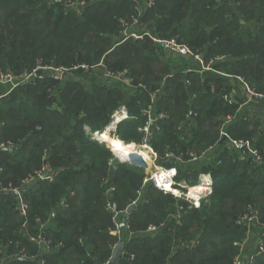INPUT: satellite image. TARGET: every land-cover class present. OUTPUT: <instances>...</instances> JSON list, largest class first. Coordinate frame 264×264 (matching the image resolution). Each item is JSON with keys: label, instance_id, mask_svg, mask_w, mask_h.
Segmentation results:
<instances>
[{"label": "trees", "instance_id": "obj_1", "mask_svg": "<svg viewBox=\"0 0 264 264\" xmlns=\"http://www.w3.org/2000/svg\"><path fill=\"white\" fill-rule=\"evenodd\" d=\"M68 1L84 3L80 15ZM148 1L0 0V68L33 77L12 90L0 85V264L19 251L28 259L5 264H107L120 239L119 264H234L235 243L247 236L238 220L255 211L264 225V114L249 118L226 100L233 86L221 74L244 77L264 94V0H154L150 8ZM147 33L187 46L211 70L177 69L191 59L168 56ZM40 61L73 75L39 79ZM94 67L115 77H99ZM121 108L128 117L112 137L150 146L158 165L178 170L176 183L196 187L199 174L211 175L213 191L199 208L159 190L144 169L121 163L88 133L104 134ZM223 128L249 148L220 144ZM212 152L199 170L179 164ZM43 171L52 179L40 180ZM15 189L25 216L8 191ZM137 202L117 237L122 214L109 205L124 213ZM40 231L48 251L29 240ZM253 264H264V254Z\"/></svg>", "mask_w": 264, "mask_h": 264}, {"label": "rangeland", "instance_id": "obj_2", "mask_svg": "<svg viewBox=\"0 0 264 264\" xmlns=\"http://www.w3.org/2000/svg\"><path fill=\"white\" fill-rule=\"evenodd\" d=\"M80 2H73V3H71V4H66L67 5V9H76L77 10V12H78V15H80V9H81V6L82 5H84V3H80ZM74 7V8H73ZM136 20L138 21V17H137V19H135L134 20V22H136ZM138 23V22H137ZM144 29H146V28H144ZM129 30H127V33L129 34ZM129 36L131 37V38H133V39H136L138 36H140L138 33L137 34H135V33H131V34H129ZM133 36H136V38H134ZM137 40V39H136ZM190 49V48H189ZM191 52H193V50H191ZM194 53V52H193ZM173 53L172 52H169L168 53V56H170V57H174V55H172ZM196 56H199L198 58L202 61L203 60V57L201 56V55H199V54H196ZM189 59H191V60H189V62H190V64H188V65H185V63H183V62H179L177 65H176V67H177V69H180L181 71H183V72H190V71H192V70H197V71H200V72H202V71H210L211 70V66H207L206 64H204L203 63V61H202V63H201V61L200 60H198L196 57H194V56H192V57H189ZM219 61H221V59L219 60ZM42 63V61H40L39 62V65L38 66H40V65H42L41 64ZM43 66V65H42ZM51 66H53V70H54V72H55V74H57L58 76H63V75H66V74H68V75H73V74H71V70H72V68H64V67H56L55 65H48V66H44V67H51ZM77 68H79V67H75V68H73V70H76ZM86 69V70H89L90 69V67L89 66H87V65H84L83 66V69ZM95 68V67H94ZM95 71H94V74L96 75H98L99 77H104V79H109V78H112V77H115L113 74H111V73H105V75H101V73H100V68H95L94 69ZM1 73H4V74H11L12 75V78H13V80H12V82H4V81H1V80H3V78H1ZM222 74V76L225 78V79H227V80H231L230 81V84H232V86H233V92L231 93V95H229V97L228 96H225V99L226 100H231V102H236V103H239L240 104V110L241 111H245L247 114H249L248 115V117L249 118H253L255 115V112L258 110L259 112L261 111L263 114H264V94H259V93H257L256 92V90L255 89H253L251 86H250V84H249V82L248 81H246V79L244 78V77H234L233 75H230V74H226V73H221ZM32 74L30 73V74H28L27 72H24L22 75H15L13 72H11V71H3L1 68H0V85L1 86H7L10 90H12L13 88H15V87H17V86H19V85H24V84H28L31 80H32ZM78 78V77H77ZM123 83H126V84H130V81L129 80H126V81H122ZM249 86V87H248ZM256 93L257 94V96L256 95H253V93ZM0 93H4V90H2V89H0ZM123 112V113H122ZM121 115H123V118L124 117H128V115H127V111L124 109V108H121L120 110H119V112L115 115V117H114V120H113V123H111L110 124V126L109 127H111V128H109V127H107L106 129L107 130H109V135H110V133L111 132H115L117 129H116V127H117V125H118V122L116 121L117 119L116 118H118V116H120L121 117ZM126 117V118H127ZM231 117V118H230ZM230 117H228V120L226 121V124H228V123H230V121H232V119H233V117L232 116H230ZM123 118H121V121H119V123L120 122H122V120H123ZM126 118H124V119H126ZM262 118V121L264 122V115L261 117ZM150 119H152V117L150 116ZM114 121H116V122H114ZM113 125H114V127H113ZM109 128V129H108ZM86 130L88 131V133L90 134V135H93L92 133H91V131L89 130V128L88 127H86ZM223 134H225L226 135V133L224 132V128L222 129V132H221V135H223ZM149 135H151V132H149ZM111 136V135H110ZM227 136V135H226ZM221 138H222V136H221ZM93 139H96V140H100V138L97 136V137H95V136H93ZM221 140V139H220ZM230 141H236L237 143H240V142H242L241 140H232L231 138L229 139L228 138V136L226 137V140L223 142V143H225V142H227V144H229V142ZM102 143V142H101ZM246 143H248L249 144V142H246ZM110 147V146H109ZM135 148H137V150L138 151H140V150H142L143 152H145L146 153V155H147V162H148V164H150L151 165V169H149V170H145L146 171V174L149 176V180H151L152 182H154L155 183V185H156V187H157V184H156V182L155 181H153V177H154V175H156V174H158L159 173V171H161V170H163V169H165V168H163L162 166H160V165H158L157 164V161H156V155H154V151H153V149L150 147V146H147V145H141L140 147H138V146H134ZM149 147V148H148ZM233 148H235L238 152H241L242 151V147H240V146H235V147H233ZM215 151V150H214ZM250 151H252V156L256 159L257 158V155H256V153L252 150V148L250 147ZM114 153V152H113ZM170 155H173V154H170ZM114 156H115V158L117 157V155L114 153ZM174 156V155H173ZM214 156H215V153H209L208 155H203L202 157H198L196 154H194V153H192L191 154V157L193 158V161H190V162H187V163H183V162H179L180 161V158H178L177 159V161L179 162V164H180V166H182L183 168V171H186L187 170V168H189L190 166L191 167H194V169H197V170H199L200 168H202L203 167V165H209V164H211V162L213 161V158H214ZM244 158V157H243ZM117 159V158H116ZM118 160V159H117ZM259 160V159H258ZM257 160V161H258ZM119 161V160H118ZM176 161V162H177ZM166 170V169H165ZM158 172V173H157ZM177 172H178V170H177ZM209 177H211V175H209V174H199L198 175V185L199 184H203V185H206V183L203 181V180H205V179H208ZM204 182V183H203ZM179 185H178V187L177 188H172L174 191L176 190V191H179L178 193H176V191L173 193V192H165V193H170V194H172L173 195V197L176 199V200H182V201H184V202H186V203H188V206H189V209H192V208H199L200 206H201V203L203 202V201H205L206 200V198L212 193V192H206V191H203V192H199V193H196L195 194V196L197 197V195H199L200 197L199 198H196L195 199V197H194V195H192V193H191V188H196V187H192V186H190L186 181H180V182H177ZM176 183V184H177ZM188 186V187H187ZM176 187V186H175ZM184 187H186V188H184ZM158 188V187H157ZM213 190V189H212ZM201 193V194H200ZM200 200V201H199ZM183 209V206H180L179 207V209H178V211H181ZM123 214V213H122ZM247 214H249V213H246L245 215H247ZM247 216H249L250 217V219H251V216L250 215H247ZM259 216V215H258ZM120 217V216H119ZM179 217V214H178V216L177 215H175V218H178ZM121 222H122V219L120 220V219H116V230L114 231V234L117 236V237H121L122 236V233H121V230H120V226H121ZM262 226H264L263 225V223H262V221H261V216H259V220H258V223L256 224V227H255V232H256V234H254V233H251V240H250V242H249V244H247L246 246H248L249 248L247 249V254H251V251H252V249H254V247H256L257 246V243H259V241H262L263 243H264V240H263V238H262V236H261V234H259V232H260V228L262 227ZM254 229V228H253ZM122 238V237H121ZM121 242H124V241H122L121 239H120V242H118L116 245H115V247H114V249L116 248V246L119 244V243H121ZM242 244H243V242H236L235 243V245L238 247V248H240V250L239 251H241V249H245V247L243 248V246H242ZM38 259H40L39 257H38ZM6 263V259L5 258H3V261H2V263L1 264H5Z\"/></svg>", "mask_w": 264, "mask_h": 264}, {"label": "built area", "instance_id": "obj_3", "mask_svg": "<svg viewBox=\"0 0 264 264\" xmlns=\"http://www.w3.org/2000/svg\"><path fill=\"white\" fill-rule=\"evenodd\" d=\"M71 3H73V2H67V4H71ZM154 0H149L148 1V4H147V7L148 8H150V7H152V6H154ZM135 20V19H134ZM137 22H139V20L137 21L136 20V22H135V24H137ZM147 35L150 37V38H152V40L154 41V43L156 42V43H158L159 45H161L162 46V48L164 49V51L165 52H172L173 54L172 55H176V56H185V57H192V56H194V57H196L198 60H200L198 57L199 56H196V55H194V53L193 52H191V50L187 47V46H185V45H181V44H179L176 40H173V41H169V40H165V39H163V38H161V37H157V36H151L150 35V33H147ZM134 38H136V36H133ZM140 38H142V36L140 35V36H138L136 39H140ZM201 61V60H200ZM203 61V60H202ZM202 61H201V63H202ZM37 69H44V70H52L53 72H54V70H53V66H51V67H44V66H42V65H40V66H38L35 70H37ZM35 70L33 71V73L35 72ZM55 73V72H54ZM63 76H65V75H63ZM1 78H3V80H1V81H4V82H12V80H13V78H12V75L11 74H4V73H1ZM249 87V86H248ZM253 93V92H252ZM253 95H256L257 96V94L256 93H253ZM127 115H128V113H127ZM127 117V116H126ZM125 117V118H126ZM161 117H163V116H161ZM231 118V117H230ZM150 124H152V125H154L155 124V121L153 120V119H150ZM106 131H108V130H106ZM144 131L147 133V135L149 136V132H150V128H149V126H147V127H145V129H144ZM100 133H95V134H93V136H95V137H97L96 135H99ZM233 143L235 144V146H240V147H242V150L244 149V148H249V146H250V144H248V143H246V142H244V141H242V142H240V143H237L236 141H233ZM2 147H4V146H2ZM154 155H156L155 153H154ZM167 157L168 158H171V159H173L174 160V156L173 155H167ZM156 158H157V155H156ZM169 171H171L172 173H173V175L170 177V180H171V182H172V187L171 188H177V186L179 185V184H176V182L174 181L175 180V178H176V176H177V170L176 169H172V170H169ZM42 173H47V172H45V171H43V172H41V173H39L38 174V177H39V179L40 180H46V179H49V180H51L52 179V177H49V174H48V177L46 178V179H41L40 177H41V174ZM154 181V180H153ZM205 183H206V187L208 188V190H205L206 192H212L213 190V185H214V181H212V178L211 177H209L208 179H205V180H203ZM33 182V180H27V181H25V185L26 186H28V185H30L31 183ZM156 184H157V182H156ZM176 186V187H175ZM157 187H158V189L159 190H162V191H164V192H175L173 189H171V191H168L166 188H163L162 186H160V185H158L157 184ZM188 187V186H187ZM184 188H186V187H184ZM192 189H194V188H191L190 190H192ZM5 191H7V190H5ZM8 191H10V192H12V193H14V194H16L17 195V199H18V201H19V209L21 210V212H22V215H26V212H27V209H28V206L26 205V204H23L22 203V191L21 190H18V189H15V190H8ZM179 191H176V193H178ZM201 194V193H200ZM200 196L199 195H197V197L196 198H199ZM195 198V199H196ZM200 201V200H199ZM109 208H111L114 212H115V210H114V207L113 206H111V205H109ZM117 214V213H116ZM247 215H250L251 216V219H250V217L249 216H247ZM247 215H244L242 218H240L239 220H238V225H242V226H245L246 228H247V231H246V234H247V236H246V238H245V240L243 241V244H242V246H243V248L245 247V249H241V254L239 255V256H237L236 258H235V260H234V264H253V262H254V260H255V258L256 257H258V256H260V255H262V254H264V243L262 242V241H259V243H257V246L256 247H254V249H252V253H251V255H249L248 256V254H247V249L249 248L248 246H246L247 244H249V242H250V240H251V233H254V234H256V232H255V227H256V224L258 223V220H259V216H258V213L257 212H255V211H253V212H251V214H247ZM44 227V226H43ZM42 227V230L44 229ZM254 228V229H253ZM121 230V229H120ZM149 230L151 231V232H155L157 229H156V227H150L149 228ZM29 240L33 243V244H37L38 246H39V248H43L44 250H46V251H48V248H49V246H50V244L51 243H49L45 238H44V236H43V234L41 233V231H40V233H39V235H37V236H35V237H29ZM46 246V247H45ZM247 248V249H246ZM1 251V250H0ZM18 257H22V258H27V256H26V254L24 253V251H19L16 255H13V256H11V257H8V258H5L6 259V261H8V259H13V258H18ZM40 258V257H39ZM19 259V258H18ZM28 259V258H27ZM38 261H41V258L40 259H38ZM41 263L42 264H45V262L44 261H41ZM107 264H109V261H108V263Z\"/></svg>", "mask_w": 264, "mask_h": 264}, {"label": "water", "instance_id": "obj_4", "mask_svg": "<svg viewBox=\"0 0 264 264\" xmlns=\"http://www.w3.org/2000/svg\"><path fill=\"white\" fill-rule=\"evenodd\" d=\"M125 35V34H124ZM34 76L39 78V79H48V78H54V79H65L66 76H58L57 74H55L52 70H44V69H37L34 72ZM98 136V135H96ZM226 135L223 134L221 140L219 141L220 144H222L225 140H226ZM115 138V137H113ZM102 143H106L108 145L111 144V142L109 140H99ZM230 147H235V144L233 143V141L229 142ZM2 150L5 151H10L13 152L14 150L12 148H7V147H2ZM113 152L115 153V151L113 150ZM121 163L125 162L128 163L134 167H137L139 169H144V170H149L151 169V165L148 164V162L146 161V159L144 158V156L142 154H140L138 151L135 153H132L128 160H121L118 156L116 157ZM243 159V157H242ZM171 162H173V159H171ZM48 177V173H42L41 174V179H46ZM153 180L155 181V177H153ZM156 182V181H155ZM8 193V192H5ZM140 202L135 203V205L129 207L123 214L120 212L119 208L117 205H114V210L117 214H122L119 219H121L123 217V220L121 222V226L120 229L123 230L125 229L126 226V218H128L130 216V214L134 211L136 206H139ZM56 215V212L53 213V216ZM125 244L126 242H121L119 243L116 248L113 250L112 253V257L109 260V264H119L120 260L124 257V249H125ZM21 260H27V258H22V257H18Z\"/></svg>", "mask_w": 264, "mask_h": 264}, {"label": "bare ground", "instance_id": "obj_5", "mask_svg": "<svg viewBox=\"0 0 264 264\" xmlns=\"http://www.w3.org/2000/svg\"><path fill=\"white\" fill-rule=\"evenodd\" d=\"M123 113V112H122ZM121 118H123V115L118 116V118H116L118 124L119 121H121ZM125 118V117H124ZM123 118V120H124ZM114 121V122H116ZM116 122V123H117ZM114 127V125H113ZM111 128V127H109ZM108 128V129H109ZM112 129V128H111ZM110 130V129H109ZM109 130L105 131L104 134H99L98 137L100 138V140L104 141V140H109L111 142V144L109 146L112 147V149L115 151V154L123 161V160H128L129 156L132 153L137 152V148H135L133 145H129L126 144L123 141L118 140L117 138H113L112 136L109 135ZM149 148V147H148ZM140 154H142L144 156V158L147 161V155L145 152H143L142 150L138 151ZM158 173V172H157ZM173 175V173L169 170H161L159 171L158 174L154 175L155 177V181L157 182L158 185L162 186L163 188H166L168 191H171V187H172V182L170 180V177ZM204 183V182H203ZM205 190H208V188L203 185L202 183L199 185H196V188L191 190L192 195H194V197L196 198L195 194L199 193V192H203ZM176 191V190H175Z\"/></svg>", "mask_w": 264, "mask_h": 264}, {"label": "crops", "instance_id": "obj_6", "mask_svg": "<svg viewBox=\"0 0 264 264\" xmlns=\"http://www.w3.org/2000/svg\"><path fill=\"white\" fill-rule=\"evenodd\" d=\"M174 56H176V55H174Z\"/></svg>", "mask_w": 264, "mask_h": 264}]
</instances>
